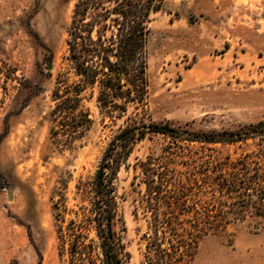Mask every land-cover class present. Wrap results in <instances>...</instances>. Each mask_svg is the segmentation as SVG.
Listing matches in <instances>:
<instances>
[{
    "label": "rangeland",
    "instance_id": "1",
    "mask_svg": "<svg viewBox=\"0 0 264 264\" xmlns=\"http://www.w3.org/2000/svg\"><path fill=\"white\" fill-rule=\"evenodd\" d=\"M77 0H0V264H62L53 197L70 205L78 180L92 176L123 119L95 122L72 147L51 135L58 74L69 66L68 27ZM150 112L155 122L195 130L233 129L264 119V5L252 0H165L149 39ZM133 108H130L132 111ZM170 136L139 140L119 176L132 264H144L150 224L140 208L145 184L136 164L163 155ZM197 160L257 150L190 144ZM186 155L178 157L179 168ZM138 208V213L136 210ZM191 264H264V218L204 236Z\"/></svg>",
    "mask_w": 264,
    "mask_h": 264
},
{
    "label": "trees",
    "instance_id": "2",
    "mask_svg": "<svg viewBox=\"0 0 264 264\" xmlns=\"http://www.w3.org/2000/svg\"><path fill=\"white\" fill-rule=\"evenodd\" d=\"M165 0H77L68 27L69 66L57 77L51 135L72 147L95 120L85 105L95 99L103 121L118 131L92 176L80 178L70 205L55 191L54 222L62 264H132L119 172L137 142L170 136L163 155L136 164L145 184L140 208L150 224L144 264H191L200 240L227 232L248 217L264 218V119L233 129L195 130L155 122L150 112L149 39ZM130 108H133L130 111ZM254 139L257 150L237 158L193 157L190 144H236ZM192 153V154H191ZM186 155L179 168L178 157ZM138 213V208L136 214Z\"/></svg>",
    "mask_w": 264,
    "mask_h": 264
},
{
    "label": "bare ground",
    "instance_id": "3",
    "mask_svg": "<svg viewBox=\"0 0 264 264\" xmlns=\"http://www.w3.org/2000/svg\"><path fill=\"white\" fill-rule=\"evenodd\" d=\"M252 2H253L254 4H256V3H261L262 5H264V0H252Z\"/></svg>",
    "mask_w": 264,
    "mask_h": 264
}]
</instances>
